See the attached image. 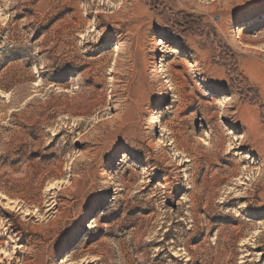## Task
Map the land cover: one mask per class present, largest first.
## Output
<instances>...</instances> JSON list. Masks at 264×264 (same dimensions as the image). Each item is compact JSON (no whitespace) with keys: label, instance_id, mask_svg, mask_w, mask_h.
I'll list each match as a JSON object with an SVG mask.
<instances>
[{"label":"rangeland","instance_id":"1","mask_svg":"<svg viewBox=\"0 0 264 264\" xmlns=\"http://www.w3.org/2000/svg\"><path fill=\"white\" fill-rule=\"evenodd\" d=\"M0 42V264H264V0H0Z\"/></svg>","mask_w":264,"mask_h":264},{"label":"trees","instance_id":"2","mask_svg":"<svg viewBox=\"0 0 264 264\" xmlns=\"http://www.w3.org/2000/svg\"><path fill=\"white\" fill-rule=\"evenodd\" d=\"M170 21L174 25V27L182 33H198L205 35V28L207 25L204 23L203 18L200 16H196L194 14H190L186 11H179L175 13H171ZM36 39L38 37H35ZM4 42V40H2ZM0 42V43H3ZM5 50H1L0 52V75L4 72V78L7 80V85L3 86L0 85V88H3L5 90H9L17 83H23L27 79H23L21 81L20 78H18V73L14 72L13 68H9L10 64L12 62H15L18 59V55L20 54V49L12 48L9 49L7 52H4ZM223 53L228 54L230 57H232L231 51L226 47L223 46ZM236 62L232 60V66H235ZM71 74V72H66V75Z\"/></svg>","mask_w":264,"mask_h":264},{"label":"bare ground","instance_id":"3","mask_svg":"<svg viewBox=\"0 0 264 264\" xmlns=\"http://www.w3.org/2000/svg\"><path fill=\"white\" fill-rule=\"evenodd\" d=\"M237 30V26H232L231 28H230V31L231 32H235ZM163 42L162 41H160L158 44L160 45V44H162ZM173 51L174 52H177V50L176 49H173ZM190 62V61H189ZM159 65V63L158 62H155V64H154V66H158ZM192 65V67H196L194 64H189V66H191ZM162 77H165V76H162ZM167 86V85H166ZM165 86V87H166ZM165 99L169 96V90H166L165 91ZM224 101L223 102H226L227 101V99L226 98H224L223 99ZM222 102V103H223ZM156 123V121H153V124H155ZM157 131V128H154V130H153V133H155ZM108 193V192H107ZM105 199H107V195L104 197V200ZM96 220H94L92 223H94ZM94 224H90L89 225V227H92Z\"/></svg>","mask_w":264,"mask_h":264}]
</instances>
